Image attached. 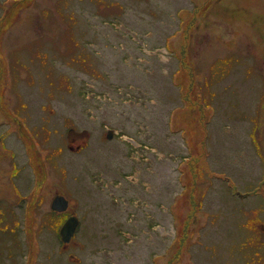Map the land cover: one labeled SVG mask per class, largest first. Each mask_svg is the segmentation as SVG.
Segmentation results:
<instances>
[{"label": "rangeland", "instance_id": "374dc122", "mask_svg": "<svg viewBox=\"0 0 264 264\" xmlns=\"http://www.w3.org/2000/svg\"><path fill=\"white\" fill-rule=\"evenodd\" d=\"M259 15L264 0H0V264H264L247 223L264 222Z\"/></svg>", "mask_w": 264, "mask_h": 264}, {"label": "water", "instance_id": "95a60500", "mask_svg": "<svg viewBox=\"0 0 264 264\" xmlns=\"http://www.w3.org/2000/svg\"><path fill=\"white\" fill-rule=\"evenodd\" d=\"M67 205H68V200L62 194L55 195L51 202V208L54 210H59V211L66 209ZM77 222H78L77 217L75 215H71L67 217V219L64 221V223L60 227L61 239L65 243L71 239L74 233L75 227L77 225Z\"/></svg>", "mask_w": 264, "mask_h": 264}, {"label": "flooded vegetation", "instance_id": "af4514ba", "mask_svg": "<svg viewBox=\"0 0 264 264\" xmlns=\"http://www.w3.org/2000/svg\"><path fill=\"white\" fill-rule=\"evenodd\" d=\"M259 17H260V19L262 20V22H261V24H260V28H262V30L264 31V16L262 15V16H260L259 15ZM249 45H248V47H251L250 46V43H248ZM264 56V55H263ZM258 67H259V65H258ZM260 69H261V67H259ZM252 69H253V67H252ZM254 70V69H253ZM262 70L263 71H261V72H264V62L262 63ZM263 77V76H262ZM257 117H258V113H257ZM253 128H255V131H256V128H259V121H257V123H255L254 122V126L252 125L251 126V128H250V130H249V134H248V136H250V132H251V130L253 129ZM256 133H257V131H256ZM73 135H75V137H79V134H73ZM79 146H76V148H78ZM263 154H264V152H263ZM16 172V171H15ZM262 180H264V179H262ZM14 186H15V190H16V192L18 193V194H21V188L19 187V185L17 184V182L16 183H14ZM239 194H241V193H239ZM49 201H51V195H50V199H49ZM72 212V211H71ZM70 212V213H71ZM3 220V218H2V216H0V221H2ZM260 219H257L256 217L254 218H251L247 223L248 224H251V225H254V224H256V226L257 227H259L261 230H263L264 231V222H261V221H259ZM79 225V222H78V224H77V226ZM76 226V227H77ZM76 229V228H75Z\"/></svg>", "mask_w": 264, "mask_h": 264}, {"label": "trees", "instance_id": "16d2710c", "mask_svg": "<svg viewBox=\"0 0 264 264\" xmlns=\"http://www.w3.org/2000/svg\"><path fill=\"white\" fill-rule=\"evenodd\" d=\"M18 103H20V105H21V104H22V101L19 100ZM18 103H17V104H18ZM23 105H25V104H22L21 106H23ZM49 156L51 157V153H50ZM53 164H54V163H53ZM52 211H53V210H52ZM50 212H51V210H50ZM54 213H56V211H54Z\"/></svg>", "mask_w": 264, "mask_h": 264}]
</instances>
